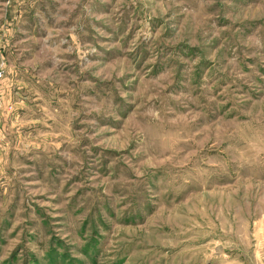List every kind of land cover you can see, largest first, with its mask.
<instances>
[{
  "label": "rangeland",
  "instance_id": "374dc122",
  "mask_svg": "<svg viewBox=\"0 0 264 264\" xmlns=\"http://www.w3.org/2000/svg\"><path fill=\"white\" fill-rule=\"evenodd\" d=\"M0 264H264V0H0Z\"/></svg>",
  "mask_w": 264,
  "mask_h": 264
},
{
  "label": "built area",
  "instance_id": "2783aa9c",
  "mask_svg": "<svg viewBox=\"0 0 264 264\" xmlns=\"http://www.w3.org/2000/svg\"><path fill=\"white\" fill-rule=\"evenodd\" d=\"M5 79H6V73L3 66H0V101L4 93V87H5ZM1 138V136H0ZM1 143V141H0Z\"/></svg>",
  "mask_w": 264,
  "mask_h": 264
}]
</instances>
